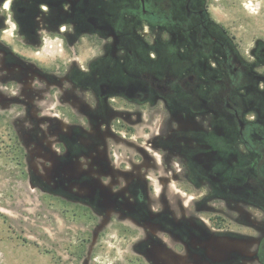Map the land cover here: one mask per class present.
Masks as SVG:
<instances>
[{
    "label": "flooded vegetation",
    "instance_id": "flooded-vegetation-1",
    "mask_svg": "<svg viewBox=\"0 0 264 264\" xmlns=\"http://www.w3.org/2000/svg\"><path fill=\"white\" fill-rule=\"evenodd\" d=\"M48 41L65 61L40 57ZM249 55L207 0H0V115L34 132L31 185L135 233L138 262L264 264Z\"/></svg>",
    "mask_w": 264,
    "mask_h": 264
},
{
    "label": "rangeland",
    "instance_id": "rangeland-1",
    "mask_svg": "<svg viewBox=\"0 0 264 264\" xmlns=\"http://www.w3.org/2000/svg\"><path fill=\"white\" fill-rule=\"evenodd\" d=\"M207 2L243 54L264 49V0ZM59 43L48 41L40 57L65 58ZM1 112L0 264H144L136 260L135 233L120 231L114 222L97 227L96 217L31 185L29 172L40 161L27 159L21 142L34 138V132H12L13 119ZM25 146L32 151V145Z\"/></svg>",
    "mask_w": 264,
    "mask_h": 264
}]
</instances>
